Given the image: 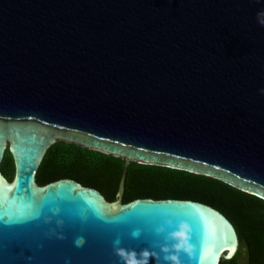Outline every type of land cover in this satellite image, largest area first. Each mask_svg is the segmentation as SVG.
Instances as JSON below:
<instances>
[{
    "label": "water",
    "instance_id": "obj_1",
    "mask_svg": "<svg viewBox=\"0 0 264 264\" xmlns=\"http://www.w3.org/2000/svg\"><path fill=\"white\" fill-rule=\"evenodd\" d=\"M61 139L125 158L116 200L72 177L37 181ZM131 161L264 199V0H0V264H220L238 252L214 205L124 201Z\"/></svg>",
    "mask_w": 264,
    "mask_h": 264
},
{
    "label": "trees",
    "instance_id": "obj_2",
    "mask_svg": "<svg viewBox=\"0 0 264 264\" xmlns=\"http://www.w3.org/2000/svg\"><path fill=\"white\" fill-rule=\"evenodd\" d=\"M13 165L7 149L3 166L9 176ZM124 165L123 157L61 139L49 147L37 171V181L45 184L73 177L98 187L109 200H116ZM136 197L190 198L214 205L233 221L239 234V249L247 251L244 261H238V250L232 257L225 254L220 264H264V199L212 176L131 161L123 200Z\"/></svg>",
    "mask_w": 264,
    "mask_h": 264
},
{
    "label": "flooded vegetation",
    "instance_id": "obj_3",
    "mask_svg": "<svg viewBox=\"0 0 264 264\" xmlns=\"http://www.w3.org/2000/svg\"><path fill=\"white\" fill-rule=\"evenodd\" d=\"M2 171H3V173L11 180L12 178H13V176H14V170H15V167H14V165H13V167H12V169H11V172H12V175L11 176H9L8 174H6L5 173V171H4V166H3V162H2ZM73 178V177H72ZM74 179H76V178H74ZM78 180V179H77ZM80 181V180H79ZM82 182V181H81ZM83 183V182H82ZM83 184H85V183H83ZM86 185V184H85ZM95 187V186H94ZM98 188V187H97ZM99 189V188H98ZM125 189V188H124ZM102 191V190H101ZM103 192V191H102ZM104 193V192H103ZM105 194V193H104ZM123 194H124V191H123ZM105 196H106V194H105ZM107 197V196H106ZM108 198V197H107ZM244 252L246 253V254H244ZM246 255H247V251H246V249L245 250H243L242 252H241V255H238V261L239 262H241L242 260V258H246Z\"/></svg>",
    "mask_w": 264,
    "mask_h": 264
},
{
    "label": "rangeland",
    "instance_id": "obj_4",
    "mask_svg": "<svg viewBox=\"0 0 264 264\" xmlns=\"http://www.w3.org/2000/svg\"><path fill=\"white\" fill-rule=\"evenodd\" d=\"M8 158H9V157H8ZM243 250H245V249H244V248H240V249H239L240 252H242ZM241 260L244 261L245 258H242Z\"/></svg>",
    "mask_w": 264,
    "mask_h": 264
},
{
    "label": "snow or ice",
    "instance_id": "obj_5",
    "mask_svg": "<svg viewBox=\"0 0 264 264\" xmlns=\"http://www.w3.org/2000/svg\"><path fill=\"white\" fill-rule=\"evenodd\" d=\"M232 251H233V252L235 251V244H233ZM131 261H134V262H135V260H134V259H132Z\"/></svg>",
    "mask_w": 264,
    "mask_h": 264
},
{
    "label": "clouds",
    "instance_id": "obj_6",
    "mask_svg": "<svg viewBox=\"0 0 264 264\" xmlns=\"http://www.w3.org/2000/svg\"><path fill=\"white\" fill-rule=\"evenodd\" d=\"M177 235H179V234H177ZM129 264H135V262L134 261H129Z\"/></svg>",
    "mask_w": 264,
    "mask_h": 264
}]
</instances>
